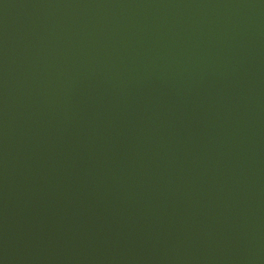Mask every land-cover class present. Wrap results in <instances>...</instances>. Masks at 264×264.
<instances>
[{
    "label": "water",
    "instance_id": "water-1",
    "mask_svg": "<svg viewBox=\"0 0 264 264\" xmlns=\"http://www.w3.org/2000/svg\"><path fill=\"white\" fill-rule=\"evenodd\" d=\"M0 264H264V0H0Z\"/></svg>",
    "mask_w": 264,
    "mask_h": 264
}]
</instances>
